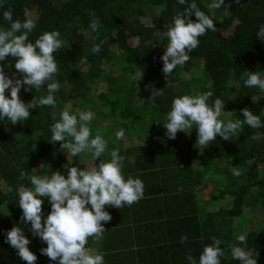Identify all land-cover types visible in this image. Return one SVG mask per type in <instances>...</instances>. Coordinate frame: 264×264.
I'll return each mask as SVG.
<instances>
[{"label": "trees", "instance_id": "16d2710c", "mask_svg": "<svg viewBox=\"0 0 264 264\" xmlns=\"http://www.w3.org/2000/svg\"><path fill=\"white\" fill-rule=\"evenodd\" d=\"M0 2L3 3V7L0 8V29L9 26V22L3 19L4 11L10 10L14 20L23 21L24 11L32 7L36 11V16H32L36 20V27L29 35V40L34 42L42 33L56 30L60 32V39L63 41V46L53 54L59 68L53 79L58 80L61 85L53 94L56 100L55 107L42 106L30 109L29 119L16 125L11 124L6 118L0 119V180L4 183V188L0 187V264H27L17 255V250L5 240L7 231L14 226L21 228L28 236L30 240L28 247L37 256L35 264L51 261L40 251L47 246L46 243L38 236H31L30 222L28 224L21 222L22 209L18 204L17 190L21 184L32 188L30 182L32 175H50L57 170L66 175L65 165L91 168L99 164V158L95 161L91 154L89 156L86 154L87 152L76 157L68 156L67 152L61 149V143H53L50 138L51 125L60 119V113L65 107L73 110L77 102L81 100L87 102L89 91L94 87L96 77L99 75L101 61L112 66L131 64L137 67L141 77L140 84L145 88L142 91L140 87L143 86H138L141 91L134 93L133 90L125 91L127 85H123L117 90L113 85L117 75L107 76V87L113 88L115 92L111 107L109 92L102 95L97 91L100 100L98 104L94 103V106L97 112L98 110L101 112V116L91 122L92 137L99 131L108 143L100 159L109 161L110 152L118 149L114 133L119 123L124 121L126 125L136 122L139 126L148 124L151 127L148 136L141 142L132 141L124 150L125 156L119 153L126 157L123 162V175L125 179L131 176L143 181L142 199L145 201L153 194H164L172 188L186 203L185 217L193 224L188 246L181 242H173L172 245L166 242L154 245L155 254L151 245L149 248L146 244L152 243L150 239L135 235L137 240L135 243L144 250L140 252L141 264L150 262L170 264V261L176 259L177 262H181L182 259L178 258L188 254H191L198 264L203 247L211 243L213 238L222 241L220 247L224 250V256L221 258V264H241L240 261L232 259L228 245L238 243L237 237L242 234L246 235L247 244L239 246L246 247L251 254L252 251L256 252L260 256L257 264H264V127L253 129L244 124L238 135L230 140H224L218 135L207 148L196 144L195 125L190 133H177L175 139H169L163 133L161 135L152 133L153 123L160 127L159 124L166 121L175 97L209 91L213 93L209 104L216 98L224 100L220 117L223 122L227 123L229 119L243 121L241 109L248 107L254 114L260 115L264 123V114L261 113L264 110V91L258 87H245L241 79V75L250 70L260 72L264 77V42L257 38L258 30L264 24V0H239V3L237 0H225V6L219 9L210 7L213 0H187L188 3L195 2L213 19L216 30H209L199 37V46L189 53V61L183 66H178L176 70L177 72L180 69H189L192 62L198 61L201 57L203 77L181 79L176 90L172 84L166 83L167 78L162 72L163 61L159 57L160 48L164 43L167 45L166 39L156 41L155 33L166 31L173 23L174 17L183 12L186 5H181L178 0H0ZM155 6H161L156 22L143 23L145 11ZM116 9L121 13L114 12ZM91 12H95V18L100 21L98 35L91 33L85 36L83 32H90L89 24L93 19ZM219 14L220 16L216 17ZM191 19L196 18L193 15ZM102 40L105 42L101 50L93 53V46ZM149 42H153V45L149 46ZM85 59L87 64L82 68L80 63ZM0 65L4 66V71L9 77L23 78L14 67V58L9 56L0 61ZM172 76L177 78L178 75ZM172 76H168L170 80ZM49 82H45L39 90L25 91L22 87L20 98L27 103L34 97L47 96ZM154 88L163 89L164 95L151 96ZM145 89L149 91L148 98L141 100L138 106L136 102L142 97ZM6 95L10 96V90L6 91ZM252 97L259 98L258 103H253ZM67 100L73 105H66ZM103 119L105 121L101 122ZM255 132L262 134L260 140L251 139ZM130 157H135L134 164L127 159ZM233 168L238 169L239 175H233ZM131 169L137 172H131ZM21 172L26 173L24 179L20 178ZM226 173L237 178V183L221 180L212 186L213 179H218L221 174ZM207 186H212L209 198L200 199V188ZM145 190L150 192L149 197ZM212 194L218 200L219 206H209ZM226 194L230 196L229 200L223 199ZM195 202L203 205L198 212L189 208ZM135 204L137 202L132 205ZM131 206L125 205L121 209L112 206V209L117 216ZM50 210L49 199L45 197L43 214L47 216ZM210 212L214 214L210 222L197 219L198 214ZM242 213H246L248 219L252 220L247 227L238 230V216ZM154 215L169 221L166 225L170 230L179 224L175 221L181 219L177 213L166 211V203H161ZM110 224L115 225L110 221L104 223L106 231L102 240L97 242L89 238L88 241L95 252L104 256V260L105 251L100 250L97 245L105 250L118 247L115 243L116 236L107 230ZM182 224L180 223L181 228L186 227V222ZM154 230L155 226L152 233ZM119 239L123 245L129 241L127 236L122 238L119 235ZM124 254L128 257V252ZM109 258L112 261V257ZM127 264L138 262L132 261Z\"/></svg>", "mask_w": 264, "mask_h": 264}, {"label": "clouds", "instance_id": "9594fccd", "mask_svg": "<svg viewBox=\"0 0 264 264\" xmlns=\"http://www.w3.org/2000/svg\"><path fill=\"white\" fill-rule=\"evenodd\" d=\"M181 5H186L183 12L174 17L173 23L164 32H157L156 41L167 40V45L161 57L163 61L162 72L169 76L178 66H183L190 59V52L199 46V37L207 31H215L216 25L213 19L203 12L195 2L178 0ZM239 3V0H237ZM225 6V0H213L210 5L213 9ZM3 3L0 2V8ZM90 15L89 31L82 34L85 36L97 33L100 21L95 18V12ZM195 16V20L191 19ZM25 19L14 20L12 12H3V19L9 22L6 29H0V61L9 56L14 58V67L23 78L9 77L0 65V119H8L16 125L27 121L30 117V109L42 106L55 107L54 93L61 85L53 77L59 71L54 58V53L63 46L60 32L53 30L39 35L34 42L29 40V35L36 27V20L26 9ZM257 38L264 42V24L258 30ZM105 41H100L92 48L93 53H98ZM153 42H149V46ZM139 82V74L131 77ZM245 87H258L264 91V77L257 71H247L241 75ZM47 83L48 95L33 98L25 103L20 98V90H39ZM10 90V96L6 91ZM164 95L163 89H153L152 95ZM213 96L211 91L197 95H182L175 97L171 109L167 113V119L163 122L166 135L169 139H175L178 131L190 133L193 126L197 128L196 144L207 148L211 141L219 135L224 140H230L238 135L239 131L247 124L253 129L264 127L261 116L254 114L248 107L241 109L243 121L228 120L223 122L220 117L223 112L224 100L216 98L212 104L208 101ZM253 103H258L259 98L252 97ZM264 114V110L261 112ZM93 113L76 108L65 107L60 113V119L51 125L50 141L60 142L61 149L68 156H78L88 152L99 164L91 168L67 166V174L59 170L51 174L32 175L30 177L32 188L21 184L18 188V204L22 209L21 222H30L33 236H38L46 247L41 248V253L57 264H104V256L95 252L89 238L94 241L103 239L106 231L104 223L111 221V214L105 210L106 206L121 209L125 205L131 206L143 198L144 183L140 178L123 175V162L125 157L119 154V149L110 152L109 161L101 160L107 149V141L99 131L92 138V130L89 127ZM117 140L124 139L125 133L119 130L115 133ZM71 138V139H69ZM262 134L255 132L252 140H260ZM130 163H135V157L128 158ZM234 175H239L238 169L233 168ZM26 173L21 172L20 178L24 179ZM49 199L51 210L46 218H43L44 198ZM187 236H181V243L187 241ZM5 240L11 247L17 250V255L27 264H35L37 256L28 245L30 240L25 232L14 226L7 231ZM238 243L229 244L232 259L241 264H257L246 247L239 245L247 244L246 235L237 237ZM222 241L213 238L211 243L206 244L199 256L198 264H221L224 250L220 247ZM90 246V247H89ZM186 259L189 264H197L196 259L188 254Z\"/></svg>", "mask_w": 264, "mask_h": 264}, {"label": "rangeland", "instance_id": "374dc122", "mask_svg": "<svg viewBox=\"0 0 264 264\" xmlns=\"http://www.w3.org/2000/svg\"><path fill=\"white\" fill-rule=\"evenodd\" d=\"M160 7L161 6H155V7H152V8H149L148 10H146L145 11V16H144V20L145 21L143 23H145V24H151V22L155 23L156 20H157L156 18H157L158 10H159ZM27 10L32 16H36V11L34 10V8L29 7ZM114 12L121 13L117 9ZM219 16H220V14L218 16H216V17H219ZM223 32L225 33L227 31H223ZM165 41L167 42V40H165ZM165 47H166V45L164 43V45L160 48V50L158 49L159 52H160L159 57H162L163 52L165 50ZM86 64H87V62H86V59H85L84 62L81 61L80 67L85 68ZM99 64H101L100 65L101 69H98L99 70V75H97V77H96L97 80L94 83V87H91L92 90L95 88L94 91H91V89H90L89 97H87V102H83L81 100L80 102H77L74 105L75 108L73 109V111L76 108H79V109H81L83 111H91L93 113V119L91 120V122L94 119H99L100 116H101V112L99 110L97 112L96 107L94 106V103L98 104L99 100H100V97L97 95V91L100 94H102V95L109 92V95H108V98L110 99L109 107H111V105L113 104V99H114L115 92H114L113 88L110 89V87H107V84H106L107 76L110 77L112 74L114 76L117 75L116 80L113 82V85H114V87L117 90H120L119 87H121L123 85H127L125 87V91L126 90H133L134 93L136 91H141V90L143 91V89L145 88V86L140 84V81L139 82H135V81H133L131 79V77L133 75H137L139 73V71H138L139 69L137 67H135V66H133L131 64H118L117 66H112V65H110V64H108L106 62L102 63V61ZM201 67H202V58L200 57V58H198V61L194 60L192 62L191 67L189 69H180L179 71L176 72V70H177V68H176L174 70V72L172 74H170V77L172 75H174L175 77H176V75H178L177 78H174L172 76L174 79L172 78V80H170L169 77L166 76V78H167L166 83L172 84V87L174 88V90H176L178 88V86H179V81L181 79L194 78V77H201L202 78L203 77V73L201 71L202 70ZM130 80L132 81L131 84H130ZM200 83H201V80H200ZM138 86H143V87H140V89H141L140 90ZM193 88H196V87H193ZM148 94H149V91H147L145 89L143 94H142V97L137 100L136 104L139 106V103H140L141 100H146L148 98ZM69 104L73 105V103L70 100H67L66 101V105H69ZM145 120L151 121L149 119H145ZM102 121H105V119L101 120V122ZM91 122L89 124L90 128L93 127L91 125ZM159 125H160V127H158L155 123H153L152 133L155 134V135H161L162 133L166 134V128L164 127V124H159ZM150 129H151V127L148 124H146V123L143 124V125L141 124L140 126L138 124H136V122L127 123L125 125L124 121H122L121 123H119L115 127V131L117 132L119 130H123L124 133H125V136H124V139L117 140L116 136H115V133H116L115 132L114 133L115 142H116L118 148H120V149L128 146L132 141L141 142V140L145 139L148 136L147 134L151 132V131H149ZM178 133L180 134V133H182V131H178ZM92 138H94V137H92ZM107 146H108V143H107ZM63 152H64V150H63ZM86 154L88 156L90 155V153H88V152ZM69 159H72V158H69ZM221 180H226L227 183H229V182L230 183H237V178L233 177L231 174L226 173V174H221L218 179H213V185L212 186L216 185ZM212 186L211 187L207 186V187L200 188V191H199L200 199H208L209 198L210 189L212 188ZM0 187L4 188V183H3L2 180H0ZM223 199L229 200L230 196H227V194H226V196ZM209 206L210 207L219 206L218 200L216 199L214 194H212V196H211V200L209 201ZM189 208L194 209V210H196L198 212L200 209L203 208V205H201L199 203H193L192 205L189 206ZM105 210L108 211L111 214V217H112V210H113L112 206H106ZM213 215L214 214L212 212L205 213L204 215L198 214L197 215V219L198 220H202L203 219L204 222H206V221L210 222L211 219L214 217ZM43 218H46V216L44 214H43ZM251 220L252 219H250V220L248 219V216H247L246 213L239 214V216H238V225H237L239 227L238 230L243 229L244 227H247ZM188 226H189L188 222H186V227H188ZM180 227H181L180 224H177V226H175L177 231L180 229ZM116 228H118V227H116ZM123 232L125 233V235L127 237H129V241L127 242V245L130 246L131 242H133L135 240V235H137V232H135L132 228H124ZM31 236L33 237V234H31ZM115 243L117 245H119L120 240L118 239V237H116ZM121 243L123 244L122 241H121ZM230 253H231V251H230ZM252 256L256 257L257 262H259L260 256L256 252L252 251ZM51 262H52V264H54V261H51Z\"/></svg>", "mask_w": 264, "mask_h": 264}, {"label": "crops", "instance_id": "0c3cea01", "mask_svg": "<svg viewBox=\"0 0 264 264\" xmlns=\"http://www.w3.org/2000/svg\"><path fill=\"white\" fill-rule=\"evenodd\" d=\"M128 146L122 149L118 148L119 153L125 156L124 150ZM131 172H137V171L131 169ZM148 186L149 185H147V187ZM146 193H148V197H149L150 192L146 191ZM161 203H166V211L168 213L175 212L177 213V216L179 215L181 219L179 221H175L176 223L179 222V224L183 223L182 225H184L185 222H188L190 226L184 228L182 226V228L180 227L178 231L176 230V228L170 230L169 226L166 225V223H168L169 221L165 220L161 216L154 215V213L157 211ZM185 208H186V203L184 202V200L181 199V197L178 196L176 193H174L173 189L171 188L167 193L153 194V196H151V198L147 199L146 201L145 199L139 200L137 204L128 207L127 210L118 213L117 216L115 215L114 210H112V219L110 222L115 223V225H111V224L108 225L107 230L108 232L114 234L119 239V235L122 238L126 236L125 233L123 232L124 228H132L135 232H137V234L141 236V238L150 239L152 241V243L151 242L146 243L149 248L151 245L152 250L154 245L155 246L162 245L163 243L166 242H169L170 245H172L173 242H181V236L184 235H186L188 238L187 241L184 242V244L188 246V242L191 238L190 234L192 233L191 226H193V224H191L190 219L185 217L187 213ZM120 218H124V219H120ZM154 226H155V230L152 233ZM119 240L120 243L117 248L112 247V248H108V250H105L99 245H97L100 250L105 251L104 264H127L128 262H132V261H136L138 262V264H141L142 260L140 258V252L144 250H142L137 246V244L135 243L137 242V240L131 242L130 246H128L127 244L123 245L121 243V239ZM125 252H128V257L124 254ZM109 257H112V261H110ZM186 257L187 255L178 258V259H182L181 262H177V259L176 261L172 260L170 261V264H189V261L186 259ZM42 264H46V263H42ZM47 264H52V262L50 261ZM54 264H57V261H54ZM145 264H151V262ZM152 264H156V263H152Z\"/></svg>", "mask_w": 264, "mask_h": 264}, {"label": "flooded vegetation", "instance_id": "af4514ba", "mask_svg": "<svg viewBox=\"0 0 264 264\" xmlns=\"http://www.w3.org/2000/svg\"><path fill=\"white\" fill-rule=\"evenodd\" d=\"M114 248H117V247H114Z\"/></svg>", "mask_w": 264, "mask_h": 264}]
</instances>
